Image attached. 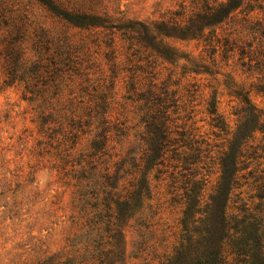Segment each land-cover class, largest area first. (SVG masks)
<instances>
[{
    "label": "trees",
    "instance_id": "trees-1",
    "mask_svg": "<svg viewBox=\"0 0 264 264\" xmlns=\"http://www.w3.org/2000/svg\"><path fill=\"white\" fill-rule=\"evenodd\" d=\"M34 1L74 27L103 35L110 49L106 53L110 74L102 73L98 83L92 82L80 62L70 56L62 61L52 58L48 63L43 59L30 63L18 44L19 36L12 37L4 50L10 82H24L27 91L40 100L41 129L61 164L55 168L62 178L72 176L78 182L73 200L77 214L72 216V223L79 230L86 229L81 235L88 243L84 254L65 261L60 256H50L37 264L122 263L123 227L143 209L150 196L148 175L157 169L155 178H159L169 168L174 186L179 183L177 189L183 191L184 209L180 244L163 264H264V216L248 208H240L236 214L229 212L233 191L249 177L259 182L258 197L264 199V169L248 170L254 162L264 159V148L253 143L257 132L264 134V114L252 104L249 91L235 89V84L227 86L239 101L235 113L239 124L220 152L221 174L216 191L202 203L201 181L195 180L191 172L203 153L200 141L186 125L177 123L171 112L176 107V92H170L166 83L158 86L154 74L160 60L176 67L184 60L186 64L180 67L183 74H219L180 53L171 43L198 40L206 43L214 65L217 56L222 60L238 57L241 67L263 74L255 87L264 93V0H194L190 14L177 11L170 20L153 22H117L94 9L101 0H80L73 7L71 1L65 0ZM118 38L124 43L122 47L118 46ZM95 40L99 41V37ZM120 48L128 53L123 66L116 56ZM125 72L129 74L124 77V98L137 104L143 127L140 149H130L102 173L97 161L108 156L109 150L115 149L111 145L127 134L125 123L119 118L113 120L110 114L112 91L120 73ZM143 80L148 82L143 84ZM215 81L218 83L217 78ZM216 93L217 89L207 110L213 127L229 136L228 125L218 112ZM88 133H94L89 159L82 154L75 163L70 150ZM76 166L80 168L76 170ZM133 173L137 176L124 182Z\"/></svg>",
    "mask_w": 264,
    "mask_h": 264
},
{
    "label": "rangeland",
    "instance_id": "rangeland-1",
    "mask_svg": "<svg viewBox=\"0 0 264 264\" xmlns=\"http://www.w3.org/2000/svg\"><path fill=\"white\" fill-rule=\"evenodd\" d=\"M65 1H71L73 7V3L80 0ZM193 1L101 0L94 9L117 22H153L170 20L177 11L183 10L190 14L194 7ZM232 30L230 27L229 31ZM15 36L20 37L18 44L23 48L25 60L30 63L40 59L48 63L52 58L62 61L70 56L80 62V66L90 74L92 82L97 83L102 73L110 74L106 58L110 49L106 47L103 35L72 26L34 0H0V264H37L55 255L65 261L71 256L84 254L88 246L81 237L86 229L79 230L72 223V216L77 214L73 200L76 191L74 185L78 182L72 176L62 178L60 171L55 168L61 164L56 160V150L46 144L50 140L41 129L39 98L27 91L24 82H10L6 74L4 50ZM97 37L99 41L95 40ZM117 41L118 46L122 47L124 43L119 38ZM171 43L180 53L219 72L212 76L183 74L180 67L186 64L184 60L179 62V67L160 60L154 71L158 86L166 83L170 92H176V107L171 109L173 117L179 125H186L195 140L200 141L203 153L200 160L192 165L191 172L195 180L201 181L200 198L204 203L216 191L221 174L218 160L220 152L225 150L227 140L239 124L235 115L239 101L227 86L235 84V89L249 91L252 104L264 114V93L258 92L255 87L263 74L241 67L238 57L222 60L217 56L214 65L203 41ZM121 49L116 56L122 65L128 53L125 48ZM128 74L120 73L112 91L114 98L110 99V114L113 120L119 118L120 122L125 123L127 134L111 145L115 149L109 150L108 156L97 161V169L102 173L106 166H114L130 149H140L139 135L143 127L139 110L137 104L124 98L127 80L124 77ZM147 82L142 81L143 84ZM215 89L218 112L228 125L231 132L229 136L213 127L212 115L207 110ZM93 138L94 133L81 136L74 149L70 150L75 163L82 154L86 160L89 159L87 155L90 154ZM253 143L264 148V134L257 132ZM259 154H262L261 149ZM256 167L263 170L264 159L254 162L248 170ZM79 168L75 167L76 170ZM171 172L172 168H169V172L159 178H155L157 169L149 173L150 196L143 209L123 227L124 260L118 264H163L180 244L183 191L177 189L179 183L174 186ZM136 176V173L128 175L124 182ZM240 183L241 186L231 195L229 212L236 214L240 208H248L264 216V199L258 197L259 182L249 177Z\"/></svg>",
    "mask_w": 264,
    "mask_h": 264
}]
</instances>
